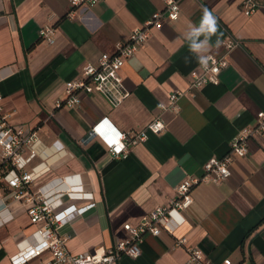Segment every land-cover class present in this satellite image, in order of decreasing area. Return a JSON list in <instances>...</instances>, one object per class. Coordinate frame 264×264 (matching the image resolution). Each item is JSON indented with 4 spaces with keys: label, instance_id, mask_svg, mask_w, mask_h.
<instances>
[{
    "label": "crops",
    "instance_id": "1",
    "mask_svg": "<svg viewBox=\"0 0 264 264\" xmlns=\"http://www.w3.org/2000/svg\"><path fill=\"white\" fill-rule=\"evenodd\" d=\"M256 1L246 15L242 0H178L177 18L152 26L121 67L129 92L121 103L114 106L91 92L81 93L78 104L56 106L55 99L65 96V82L79 75L83 64L113 52L132 29L163 9V0H98L89 7L69 0H0L2 109L10 123L37 131V155L29 163L39 173L33 184H81L93 197V206L59 229L71 253H101L127 237L124 223L136 224L173 197L177 183L200 176L205 160L225 154L238 130L264 110V0ZM202 6L217 18L221 39L232 36L241 43L227 54L218 83L189 88V72L199 63L184 34L199 24ZM46 25L54 28L52 43L39 36ZM209 52L221 55L224 48ZM175 89L189 90L176 99L178 110L158 107ZM156 116L164 129L149 132L124 158L113 157L97 137L81 142L99 118L130 131ZM191 196L181 223L175 216L172 229L145 233L140 254L121 255L115 264H187L184 245L175 244L181 236L213 263L264 264V134L249 138L245 155L232 157L226 179L196 183ZM35 228L0 183V264H14L12 255L38 242ZM47 258L44 252L22 264Z\"/></svg>",
    "mask_w": 264,
    "mask_h": 264
},
{
    "label": "built area",
    "instance_id": "2",
    "mask_svg": "<svg viewBox=\"0 0 264 264\" xmlns=\"http://www.w3.org/2000/svg\"><path fill=\"white\" fill-rule=\"evenodd\" d=\"M72 6L89 7L98 0H69ZM164 7L157 10L138 27L131 30L128 38L116 44L113 52H101L94 62H86L79 75L67 80L64 84L65 96L56 98V106H72L78 104L81 93L98 92L110 104L116 106L129 94L122 83L121 67L143 44L152 26L159 27L163 19L177 18L180 7L178 0H163ZM258 6L256 0H242L243 12L248 15ZM71 14V13H70ZM39 36L49 43L55 39L54 28L42 26ZM224 52L216 55L208 52L210 57L207 69L198 64L189 72V88L200 87L206 83L219 82V72L228 64L227 54L240 40L227 36L222 39ZM189 90L175 89L168 95L167 103L158 102L161 109L178 110L176 99ZM3 96L0 94V183L2 188L10 190L11 198L19 202L26 212L30 223L36 225L34 233L38 242L18 250L11 256L14 264H22L32 257L46 252L48 258L42 264H115L121 255L137 257L140 254V242L145 233L158 234L161 228L172 229L173 217L178 216L176 223L184 219L181 212L192 202L191 188L201 181L218 183L230 174V163L233 156H243L248 151V140L255 135L264 134V110L257 111L255 121L242 126L229 143V150L221 155H212L202 165L200 176L183 179L174 186L175 194L166 203L153 207L145 213L136 224L124 223L127 237L119 239L101 253H71L66 246V236L59 233L65 221L81 214L93 206L91 192L84 190L81 184H64L62 180L34 185L33 181L39 173L29 163L37 155L35 147L38 141L36 129L23 124L8 121V114L2 109ZM164 121L156 116L142 128L123 131L113 125L107 117L93 122L88 133L81 142L97 137L108 152L116 158L126 157L129 148L146 140L148 133L161 132ZM77 202L84 204L78 205ZM9 217V216H7ZM5 219L6 218H2ZM186 237L176 239L177 246L184 245L187 253V264H216L204 252L191 244H186ZM219 264H232L225 259Z\"/></svg>",
    "mask_w": 264,
    "mask_h": 264
},
{
    "label": "clouds",
    "instance_id": "3",
    "mask_svg": "<svg viewBox=\"0 0 264 264\" xmlns=\"http://www.w3.org/2000/svg\"><path fill=\"white\" fill-rule=\"evenodd\" d=\"M218 33L217 18L212 14L206 6H202V16L198 25H190L189 30L184 34L187 41L189 52L194 55L195 59L201 67L207 69L210 57L207 53L213 47L219 49L222 46L221 35ZM216 36L215 43L211 42V38ZM203 37V38H201ZM184 62L190 63L189 56L184 57Z\"/></svg>",
    "mask_w": 264,
    "mask_h": 264
}]
</instances>
